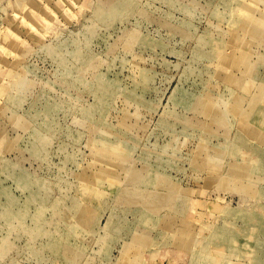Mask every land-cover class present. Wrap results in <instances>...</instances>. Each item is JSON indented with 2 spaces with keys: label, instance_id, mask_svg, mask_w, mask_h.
<instances>
[{
  "label": "rangeland",
  "instance_id": "374dc122",
  "mask_svg": "<svg viewBox=\"0 0 264 264\" xmlns=\"http://www.w3.org/2000/svg\"><path fill=\"white\" fill-rule=\"evenodd\" d=\"M0 264H264V0H0Z\"/></svg>",
  "mask_w": 264,
  "mask_h": 264
},
{
  "label": "bare ground",
  "instance_id": "6f19581e",
  "mask_svg": "<svg viewBox=\"0 0 264 264\" xmlns=\"http://www.w3.org/2000/svg\"><path fill=\"white\" fill-rule=\"evenodd\" d=\"M28 22V21H27ZM29 23V22H28Z\"/></svg>",
  "mask_w": 264,
  "mask_h": 264
}]
</instances>
